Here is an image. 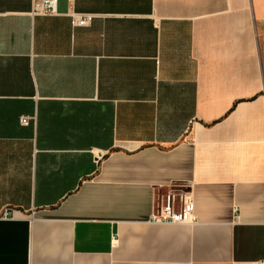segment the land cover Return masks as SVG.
Wrapping results in <instances>:
<instances>
[{
	"label": "crops",
	"instance_id": "obj_1",
	"mask_svg": "<svg viewBox=\"0 0 264 264\" xmlns=\"http://www.w3.org/2000/svg\"><path fill=\"white\" fill-rule=\"evenodd\" d=\"M73 8L0 0V264L264 260V0Z\"/></svg>",
	"mask_w": 264,
	"mask_h": 264
},
{
	"label": "built area",
	"instance_id": "obj_2",
	"mask_svg": "<svg viewBox=\"0 0 264 264\" xmlns=\"http://www.w3.org/2000/svg\"><path fill=\"white\" fill-rule=\"evenodd\" d=\"M60 0H32V13L41 15L58 14V6ZM69 4L68 15L71 17L74 26H88L92 23L96 14L81 13L74 10L75 0H66ZM22 124H29L30 117L22 116L20 118ZM5 216L7 213L4 214ZM152 221L158 223H184L194 222L192 196L188 191L176 190L167 194L165 198H161L160 205L151 217ZM254 264H264V260H259Z\"/></svg>",
	"mask_w": 264,
	"mask_h": 264
},
{
	"label": "water",
	"instance_id": "obj_3",
	"mask_svg": "<svg viewBox=\"0 0 264 264\" xmlns=\"http://www.w3.org/2000/svg\"><path fill=\"white\" fill-rule=\"evenodd\" d=\"M177 190L188 191V188L187 187H177Z\"/></svg>",
	"mask_w": 264,
	"mask_h": 264
}]
</instances>
